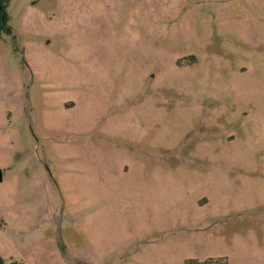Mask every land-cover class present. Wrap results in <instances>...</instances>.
I'll use <instances>...</instances> for the list:
<instances>
[{
    "label": "rangeland",
    "instance_id": "1",
    "mask_svg": "<svg viewBox=\"0 0 264 264\" xmlns=\"http://www.w3.org/2000/svg\"><path fill=\"white\" fill-rule=\"evenodd\" d=\"M4 264H264V0H10Z\"/></svg>",
    "mask_w": 264,
    "mask_h": 264
},
{
    "label": "trees",
    "instance_id": "2",
    "mask_svg": "<svg viewBox=\"0 0 264 264\" xmlns=\"http://www.w3.org/2000/svg\"><path fill=\"white\" fill-rule=\"evenodd\" d=\"M10 0H0V33H10V29L7 27V13L6 8ZM0 264H4L0 260ZM16 264V263H10Z\"/></svg>",
    "mask_w": 264,
    "mask_h": 264
},
{
    "label": "water",
    "instance_id": "3",
    "mask_svg": "<svg viewBox=\"0 0 264 264\" xmlns=\"http://www.w3.org/2000/svg\"><path fill=\"white\" fill-rule=\"evenodd\" d=\"M2 182V171L0 170V183Z\"/></svg>",
    "mask_w": 264,
    "mask_h": 264
}]
</instances>
